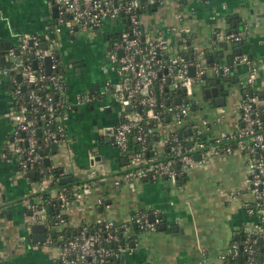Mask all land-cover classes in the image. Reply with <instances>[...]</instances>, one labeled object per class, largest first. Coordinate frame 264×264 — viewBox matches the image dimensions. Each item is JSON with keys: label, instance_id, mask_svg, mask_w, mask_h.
<instances>
[{"label": "crops", "instance_id": "crops-1", "mask_svg": "<svg viewBox=\"0 0 264 264\" xmlns=\"http://www.w3.org/2000/svg\"><path fill=\"white\" fill-rule=\"evenodd\" d=\"M170 2L176 3V6L167 8V14L155 16V10L162 3L141 11L140 15L147 13V24L142 21L145 27L152 30L153 34L160 32L173 42L177 52H182L190 59L197 57L200 50L203 51L211 72L208 74L207 69V76L214 75L212 62L227 63L229 57L237 53L236 48L247 53L259 65L252 90L264 102V18H256L257 10L264 11V0H198L191 10L184 7L188 0ZM54 3L57 1L38 0L34 5L31 0H0V42L8 41L10 46H15L23 33L35 34L39 39L43 35L46 44L60 42L57 45L60 53L65 43L73 44L79 30H84L93 32L97 42L102 45L99 77L96 73L88 72L80 79L75 78L82 73L85 58L75 48L67 53V65L72 67V72H68L70 77L64 76L65 97L71 102L83 93L92 98L81 101L67 111L63 124L64 137L56 142L57 150H49L46 155L50 159L49 167L58 170L57 178L70 174L73 178L68 182L70 186L88 182L91 191L81 197L71 198L63 210L66 223L58 224L56 228L64 229L67 233L98 216L119 221L137 211H144L148 212L149 220L159 217L158 226L164 223L165 227L159 229L157 226L154 230L130 229L125 241L128 247L120 254L117 264H223L222 255L227 251L233 234L244 232L260 222L253 209L244 151L238 148L218 153L208 150V158L190 167L176 182L158 176L129 184H113L114 178L120 177L130 167L126 155L113 142L115 124L128 114V110L112 96L115 84L127 79H122L110 68L107 58L112 44L105 34L116 28L102 27V23L98 27H75L72 31L64 29L56 32L51 9ZM184 12L189 18H199L201 25L206 19V23L211 25L201 26L205 30L202 35L200 30L184 21ZM237 14L252 19V22L248 19L249 32L236 42L225 39L224 34L242 29L240 22L237 23ZM178 16L181 19L175 23L174 18ZM108 22L122 25L116 19L114 22L109 19ZM50 30L54 32L52 37ZM224 44H227L226 49ZM106 46H109L108 50ZM5 52L3 56L6 61ZM208 54H212L210 59ZM70 58L80 63L79 70L75 69ZM244 72L243 66H233V72L220 80L226 91L222 105L216 104L215 96H205V87L200 83H194L191 101L195 103L193 110L199 113L191 110L189 120L198 123L201 119L205 120L202 131L206 134L208 144H214L213 140L220 137V133L240 128L241 123L236 117L228 120L223 107L227 101V83L232 85L231 95H235V90L238 94L236 104L240 100L241 88L234 80L236 77L244 78ZM7 80L6 76L0 77V215L6 217V225L15 223L18 228L15 238L11 237L9 231L6 235L5 227L0 229V264H58L57 244L34 240L30 230L34 221H30L31 210L24 199L30 195L32 200H37L38 192L43 190L53 196L59 186L51 185V179L31 180L18 168L16 153L12 151L13 97ZM96 101L98 114L94 115ZM176 127L170 116L153 122L154 138L148 143L151 155H163L166 137ZM186 130L191 133V126H186ZM91 157L94 158L92 161ZM100 197L103 203H98ZM150 214H153L152 217ZM24 219L27 220L23 224ZM172 226H176V230ZM45 232L47 235V228ZM16 245L18 248H15ZM3 255H7V258Z\"/></svg>", "mask_w": 264, "mask_h": 264}, {"label": "built area", "instance_id": "built-area-1", "mask_svg": "<svg viewBox=\"0 0 264 264\" xmlns=\"http://www.w3.org/2000/svg\"><path fill=\"white\" fill-rule=\"evenodd\" d=\"M56 1V32L64 29L72 31L75 27H98L104 20L111 18L121 21L123 26L121 39L112 43L107 58L111 69L122 79L127 77L115 84L112 91V96L123 107L130 106L127 109L128 114L114 126L113 142L126 155L130 167L120 177L114 178L113 184H129L135 180L158 176L176 182L190 167L201 164L208 158V150L214 153L231 152L234 148L244 151L253 209L260 222L243 232V251L247 255L244 262L238 260L240 248L234 239L230 241L222 257L223 261L232 258L231 264H264V250L259 261L255 257L258 238H264V102L252 90V84L259 72L258 63L242 52L231 55L230 62L211 63L213 74L220 78L229 76L233 72V66L241 65L245 68L244 78L234 77L242 95L233 109L234 116L241 123L239 129L222 132L220 137L213 140L214 144H208L197 136L202 132V125L205 123V120L201 119L199 123L193 124L196 137L192 138V141L184 144L179 136L171 132L173 129L165 141L171 156L151 155L150 148L146 145L144 124L148 121H160V114L163 112L165 116H170L178 126L176 128H179L186 123L189 114V105L182 101V96H179L178 103L175 99L167 98L166 104L159 102L158 96L166 91L174 95L179 90H182L185 96H192L194 82L201 83L208 69L205 53L200 50L196 54L197 57L190 59L177 52L173 42L160 32L153 34L152 30L145 27L140 19V12L154 2L163 3L165 0ZM177 19L179 21L181 17L178 16ZM248 32V28L243 26L240 30L228 31L224 37L237 42ZM119 49L122 50V55L118 54ZM58 52L53 42L43 48L38 36L23 33L15 46L6 49V61L11 63V67L0 65V77L6 76L10 80L9 88L13 97L12 151L16 153L18 168L26 177H29L28 172L31 169L37 168L42 175L41 181L52 179L53 176V173L47 171L49 166L44 163L41 150L49 148L53 141L58 142L64 137L63 124L67 111L81 101L92 98L91 95L83 93L78 94L71 102L65 97V79L57 72ZM47 55L50 57V71L46 70L44 63ZM33 60L36 61L35 67ZM190 66L194 67L193 75L189 74ZM18 73L20 80L17 79ZM45 81L50 83L54 93L43 89ZM160 107L162 109H159ZM56 120L58 122L54 129L53 123ZM148 131H152V128ZM130 134H134L139 143L135 150L129 147ZM195 153H199L198 159L193 157ZM90 191L91 185L88 182L58 187L56 193L51 196L58 203L53 224L40 194H37V200H32L30 195L24 199L32 212L30 221L46 225L45 242L57 244L58 264H117L120 254L128 247L125 241L130 229L154 230L158 226L159 217L149 220L148 212L137 211L119 221L98 216L91 222L81 224L72 232L66 233L64 229L56 228L58 224L66 223L63 210L67 208L71 198L81 197ZM97 201L103 203L101 197Z\"/></svg>", "mask_w": 264, "mask_h": 264}, {"label": "trees", "instance_id": "trees-1", "mask_svg": "<svg viewBox=\"0 0 264 264\" xmlns=\"http://www.w3.org/2000/svg\"><path fill=\"white\" fill-rule=\"evenodd\" d=\"M151 5H157V3L154 2ZM224 45L227 46V44H224ZM226 48L227 47H225L224 49H226ZM180 53L183 54L182 52H180ZM57 54H58V57H57V60H58L57 72L62 74L63 76H65V65L62 62L61 54L60 53H57ZM2 66L10 68L11 67V63L7 62V61H4ZM9 71H10V73L12 72L11 69ZM217 78H219V82L216 81ZM222 78L223 77L220 78V76H216V75H212V76L205 75L204 76V80L200 84L202 85L203 88L204 87H208L210 84L217 85V84L220 83V80ZM7 83L9 84L10 80H7ZM65 87H66V85H65ZM43 89L44 90H50V91H52V93H54L50 83L47 82V81H45L43 83ZM55 94H56V92H55ZM177 96H182V101L185 104H187V105H189V101L192 100V96H185V94L183 93L182 90L176 91L174 95L172 93H170L169 91L163 92L162 94H160L158 96V99H159V102H163L164 104H166L167 98L169 100H172V99H175ZM159 109H162V108L160 107ZM191 110H193V108L189 105V113L191 112ZM61 112L62 111H60V113ZM58 114H59V112H58ZM189 117H190V114L187 115V121H186V123L183 126H181L179 128H175L173 131H171L172 133H174V135L179 136V138L184 141V144H186L192 138L194 139L196 137V135L194 134V128H193L194 120H189ZM164 119H166L165 113L161 112L159 120H164ZM57 122H58V120H56V122L53 123V128L54 129L56 128ZM153 122L148 121V122H146V124H144V127H143L145 129L146 145H148V143L154 138V132L153 131H150V132L148 131V129L152 128ZM41 124H42V122H41ZM186 126H191V128H192L191 133L187 132ZM178 134H180V135H178ZM130 135H131V137L129 138V147H130L131 150H135V149L138 148L139 143L135 139L134 134H130ZM197 136H199V138L201 140L205 141L206 143H209L207 141V139H206L207 138L206 134L203 131L201 133H199ZM163 154H164L163 157L164 156L165 157L171 156V151H170V148H169V146L167 144H165V148H164V153ZM47 171H48V173H53V176H52V179H51V185H57L59 187L60 186H66V187L70 186L69 183L60 184L58 182V178H57L58 177L57 176L58 175V170L56 168L49 167V169H47ZM28 176H29V179H31V180H41L42 179V175L39 173L37 168L31 169L28 172ZM38 194H40V196L42 198V202L47 205L49 219H50V222L53 224L55 222L54 215L57 212L58 203L45 190H43L42 192L39 191ZM47 201H49V202H47ZM232 239H234V240H236L238 242L239 248H240L239 249L240 260H242V262H244L246 260V258H247V255L243 251V246H244V243H243V232L242 233L241 232H235L233 234ZM257 246H258V249H257V252L255 253V257L259 261L261 259L262 251L264 250V238H263L262 242H259L257 244ZM117 261H116V263H117ZM232 262H233V259L229 257V258H227V259H225L223 261V264H231Z\"/></svg>", "mask_w": 264, "mask_h": 264}, {"label": "rangeland", "instance_id": "rangeland-1", "mask_svg": "<svg viewBox=\"0 0 264 264\" xmlns=\"http://www.w3.org/2000/svg\"><path fill=\"white\" fill-rule=\"evenodd\" d=\"M25 1V0H24ZM30 2V0H28ZM33 1L34 5L37 3L38 0H31ZM195 1H198V0H188V2L186 4H184V7L187 8L188 10H191L193 6V4H195L196 2ZM175 5L176 6V3H171L170 0H165L162 5H159L158 8L155 10V16H160L162 15V13H165L167 14L168 13V10L167 8L171 7ZM187 11V10H185ZM184 21L185 22H188L189 24H191L193 27L196 28V30H200V34H204V29H202L201 26H203V28L205 27V25L209 26L211 25V23H206L207 19L204 20V22L201 24H199V18H195V17H192V18H189L188 17V14L186 12H184ZM140 19L141 21L145 22L147 24L148 20H147V13H141L140 15ZM249 21L252 22V19L248 18ZM174 22L175 23H178V19L175 17L174 18ZM250 22V23H251ZM110 23L107 21V20H104L103 21V26L102 27H110V28H116V29H122L123 26L120 25L118 22L116 23ZM260 27H258L259 29ZM222 29V28H221ZM74 43L73 44H64V46H62L61 50H60V54H61V57L63 58L62 62H64V65H65V77L68 76L70 77V75H68V72H72V67L67 65L68 64V52H71L73 51V49L75 48V51H79L81 54L84 55V65L82 66V73L80 75H76L74 76L75 78H81V77H84L86 76L85 74H87L88 72H92V74H97V77H99L100 75V71H101V64H100V50L102 49V45L100 42H97V36L93 34V32H87V31H84V30H79L78 32V37L74 38ZM205 43V42H203ZM58 44H60V42H55V45L57 46ZM229 46L231 44H228ZM229 49V48H228ZM103 73V71H102ZM210 70L208 69V74H210ZM104 74V73H103ZM195 83V82H194ZM196 84V83H195ZM87 87H85L84 89H86ZM226 90L228 91L227 92V101H226V104L224 105L223 107V110L227 112V116H228V120H232L235 116L234 114L232 113V108L234 106H236V97L238 96L236 90H235V95H231V91H233V88H232V85L231 83H227V88ZM98 102L96 101L95 102V109H94V115L98 114L97 113V109H98ZM194 113L198 114L199 111L198 110H193ZM234 120V119H233ZM100 129V127H99ZM6 208V207H5ZM23 214H25V212H23ZM27 217V216H26ZM25 220L27 219H24L23 224L25 222ZM6 222H7V219L6 217H4V215H0V229L1 228H4L6 229V235H7V231H9V233H12L11 237L15 238L17 236V231H16V228L17 225L15 223H10L8 225H6ZM21 223V224H22ZM8 226V227H7ZM2 233V232H0ZM8 236V235H7ZM15 248H18V246L16 245ZM2 252H4L2 250ZM4 258H7V255H3Z\"/></svg>", "mask_w": 264, "mask_h": 264}, {"label": "water", "instance_id": "water-1", "mask_svg": "<svg viewBox=\"0 0 264 264\" xmlns=\"http://www.w3.org/2000/svg\"><path fill=\"white\" fill-rule=\"evenodd\" d=\"M51 9H52V16L53 17H56L57 10H58V4L57 3H54L51 6ZM114 20H115L114 18H111V21L114 22ZM122 21H124V19H122ZM98 32L100 33V30ZM49 34L52 37L54 35L53 30H50L49 31ZM40 39H41V45H42V47L45 48L46 47V41L44 40V36L41 35L40 36ZM120 39H121V35L119 34L117 37L114 38V41H117V40H120ZM3 44H5V48L6 49L10 46V44H9L8 41H5L3 43L1 41L0 42V47ZM224 46L227 47L226 45H224ZM108 49H109V46H106V50H108ZM4 52H5V50H0V54H1V56H0V64H3L4 63V56H3ZM235 52L240 53V49L239 48H236L235 49ZM118 54L119 55H122V50L121 49L118 50ZM220 55H222V52L220 53ZM211 57H212V54H208V58L210 59ZM230 61H231V57H229V62ZM70 62L76 67L75 68L76 70H79V68H80L79 67L80 66V63L79 62H74V58H70ZM45 64H46V70L47 71H50V57L48 55L45 57ZM35 66H36V61L33 60V67H35ZM189 74L190 75H193L194 74V67L193 66H190L189 67ZM17 79L20 80V74L19 73L17 74ZM230 79L233 80V77H230ZM224 80H227V78H224ZM216 81L219 82V78H217ZM222 88H223V84L222 83H219L217 85L210 86V87L209 86L208 87H205L204 88L205 96H211V95L212 96H215L216 104L217 105H222L224 103V96L226 94V91L225 90H222ZM176 101H177V103L180 102V97L179 96L176 97ZM189 105L193 109H195V103H194V101H191L190 100L189 101ZM125 108L126 109H129L130 106L127 105ZM188 132H190V129H188ZM38 134H40V130L39 129H38ZM113 139H114V137H113ZM49 150L54 151V152L57 150V143L55 141H53L51 143L50 148H45V149L41 150V153L44 154V157H43L44 163L46 165H48V166L50 165V159H49V156H47L46 154L48 153ZM193 157L195 159H198L199 153L193 154ZM93 159L94 158L91 157L90 160L92 161ZM67 171L70 172V169H67ZM72 180H73V178H72V175H70V174L64 175V176H61V177L58 178V182L60 184H65V183L71 182ZM29 214H31L30 211H29ZM152 215L153 214H150L151 217H152ZM151 220H153V219H151ZM158 227H159V229H163L165 227V224L164 223H161V224H159ZM172 229H175L176 230V226H172ZM30 230L32 232V236H33V238H34L35 241H44L45 240V236H46V232H45L46 226H45L44 223L34 222V223L31 224ZM261 240H262V238L259 237L258 238V241L261 242ZM238 260L240 261V257L238 258ZM259 264H261V263H259Z\"/></svg>", "mask_w": 264, "mask_h": 264}, {"label": "flooded vegetation", "instance_id": "flooded-vegetation-1", "mask_svg": "<svg viewBox=\"0 0 264 264\" xmlns=\"http://www.w3.org/2000/svg\"><path fill=\"white\" fill-rule=\"evenodd\" d=\"M256 12H257V14H256L257 20L264 18V11L263 10L260 9V10H257ZM237 18H238L237 23L240 22L241 26H246L248 28L249 22H248V19L246 17H242L239 14H237ZM120 32H121L120 29L119 30L115 29L113 32H109L108 34H105V36L108 39V41H110V43L112 44L114 38L117 37L120 34ZM0 50H6L4 44L0 47ZM74 62H76V60H74ZM222 90H225V88L223 87Z\"/></svg>", "mask_w": 264, "mask_h": 264}]
</instances>
